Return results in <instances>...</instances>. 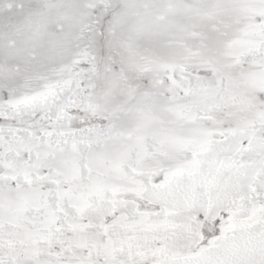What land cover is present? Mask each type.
Listing matches in <instances>:
<instances>
[{
    "label": "snow or ice",
    "instance_id": "1",
    "mask_svg": "<svg viewBox=\"0 0 264 264\" xmlns=\"http://www.w3.org/2000/svg\"><path fill=\"white\" fill-rule=\"evenodd\" d=\"M0 264H264V0H0Z\"/></svg>",
    "mask_w": 264,
    "mask_h": 264
}]
</instances>
